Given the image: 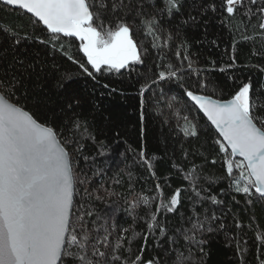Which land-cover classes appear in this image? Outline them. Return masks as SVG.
Masks as SVG:
<instances>
[{
  "label": "snow or ice",
  "instance_id": "1",
  "mask_svg": "<svg viewBox=\"0 0 264 264\" xmlns=\"http://www.w3.org/2000/svg\"><path fill=\"white\" fill-rule=\"evenodd\" d=\"M0 4L30 14L33 28L46 34L42 38L0 29L14 53L8 65L11 72L0 75V264H204L209 234H227L245 227L220 196L235 193L243 198L246 208L257 204L264 207V99L252 94L251 81L242 82L226 101L200 94L214 93L215 88L203 77L210 69L194 68L188 40V31L195 28H203L207 36V28L215 20L229 31L234 26L233 51L239 35L240 40L260 44L262 50L254 47L253 56H264V0H0ZM237 17L240 23L234 25ZM144 37L151 38L148 46L142 42ZM65 38L79 41L78 52L83 53L85 62L67 54L68 49L60 43ZM30 40L66 55L92 80L96 74H130L143 65L146 73L139 90L141 107L154 85L175 82L219 134L214 143L218 145L222 174L206 175L208 157L197 164L196 154L190 160L189 152L184 151L183 162L172 163L169 171L174 169L186 186L166 194L165 187L171 185L167 179L163 184L156 180L153 164L140 151L139 162L156 180L154 194L133 193L131 199L125 198V211L133 224L141 221L144 230L109 223L116 210L104 218L96 204L106 203L119 193L101 182L104 173L83 154L85 141H92L100 145L97 155L103 156V143L89 132L85 100L67 84L70 76L54 77L59 102L43 116L26 110L23 102L35 93L28 81L38 65L15 53ZM210 43L218 46L216 39ZM8 49L0 45L5 54ZM152 50H158L155 57ZM169 54L174 60L157 62ZM148 60L153 68H148ZM230 61L219 71L235 67L234 55ZM212 65L215 68V61ZM253 67L264 72V67ZM46 86V81L38 84L41 92ZM183 120V136L197 137V124L188 116ZM91 159L95 161V157ZM210 163L214 166L218 161L213 158ZM222 181H227V189L213 194L212 187ZM233 200L240 203L235 196ZM141 206L145 214L137 215ZM137 240L141 243L134 250ZM231 242L240 264H244L248 241L242 234L239 239L232 237ZM253 243L259 245L258 264H264V232L257 231Z\"/></svg>",
  "mask_w": 264,
  "mask_h": 264
},
{
  "label": "trees",
  "instance_id": "2",
  "mask_svg": "<svg viewBox=\"0 0 264 264\" xmlns=\"http://www.w3.org/2000/svg\"><path fill=\"white\" fill-rule=\"evenodd\" d=\"M29 17L30 15L25 14L23 10L0 4V29L15 30L21 35L24 33L33 36L40 35L44 38L46 34L34 29ZM239 23L240 17H237L234 25H239ZM252 23H255V20ZM234 34V26L233 31H229V27H222L219 21L215 20L209 24L207 36H205L203 28L188 31V40L191 45L189 54L194 61V68L210 69L203 73V77H207L215 88L214 93L205 91L200 94L227 100L238 90L242 82L251 81L252 94L259 95L261 99H264V72L253 67L254 65L264 67V56L252 55L253 48L260 51L262 50L261 46L252 41L240 40L237 35L236 39L239 42L233 51L231 44ZM212 39L217 40L218 46L210 43ZM73 41L74 38H65L60 43H63L68 49L67 54L85 62L86 58H83V53L78 52L79 41ZM150 41V37H144L142 42L148 46ZM9 43L7 38L0 34V45L8 49ZM157 53L158 50H152L153 57ZM15 54L26 60L35 61L38 65L37 72L33 73L28 81L29 88H34L35 93L31 100L22 101L26 110L43 116L48 109L59 102L57 90L54 88L56 75L67 74L70 76V79L66 81L67 84L85 100L84 115L87 117V127L91 135L103 143L101 150L104 155H97L100 145L94 144L92 141H85L86 146L83 154L89 156L93 167L101 169L104 173L101 182H106V187L110 186L119 193V196L110 198L106 203L98 202L96 208L104 218H107L106 213L115 209L116 216L109 219L108 222H115L117 228L144 230L145 225L139 220L133 224L131 217L125 211L127 207L125 198L131 199L133 193L154 194L156 180L163 184L167 179L171 187H165L166 194L176 187L186 186L182 184L180 177L175 175L174 169L169 171L172 163L183 162L184 151L189 152L190 160L193 159L192 154L195 153L197 164L202 163L203 157H208L209 163L204 165L206 175L220 176L222 174L218 145L214 143L216 139H220L218 133L194 104L181 94V90L175 82H161L159 85H154L152 90L145 94V104L141 107L139 90L145 83L143 76L146 73V68L143 65L137 66L136 70L130 74H96V80H92L83 74L77 65L68 61L66 55L53 52L50 47L41 45L35 40H30L26 45L21 46ZM13 55L14 53L10 49L6 54L4 51H0V75L6 70L11 72L12 69L8 65L11 63ZM233 55L236 58L235 67L229 68L226 72H220L221 67H226L231 62L230 57ZM170 60H174L171 54L164 61L157 62L167 63ZM213 61H215V68L212 65ZM54 64L57 66L55 70L53 69ZM146 64L148 68H153L151 60L146 61ZM40 68H44L45 71H40ZM159 70L154 69V71ZM147 75L151 76L152 72H147ZM192 79L196 80L197 77L193 75ZM44 81L47 82V86L41 92L38 84ZM104 84H109L110 87L105 89ZM111 88H115L116 91L111 92ZM19 95L17 93L18 97ZM172 96L176 97L175 101H172ZM170 103L173 105L172 107H169ZM141 113H143V119H141ZM184 116H188L197 124V137L186 138L183 136L181 127L185 123ZM140 151H143L145 157L153 164L156 180L151 177L147 166L139 162ZM92 157H95L94 162ZM213 158L218 161L214 166L210 163ZM129 173H131V177H129ZM114 179H119L120 184L113 183ZM129 184H132L131 190ZM221 188L227 189V181L214 185L212 193L217 194ZM233 196L240 201L238 205L233 200ZM219 198L226 201V207L233 209L232 215H235L245 227L242 231H229L227 234H209L205 246L204 264H240V259L235 253V244L231 242V238L235 236L239 239L242 234L248 241L244 264H258L256 257L260 255L259 245L258 243L254 244L253 241L257 231L264 232V207L257 204L246 208L243 198L235 193H227ZM136 214L144 215V207L141 206L137 209ZM250 222L252 226L248 227ZM227 223L231 225V219ZM140 243V240L134 242V250ZM241 246L244 247L243 244ZM148 252H151V244Z\"/></svg>",
  "mask_w": 264,
  "mask_h": 264
},
{
  "label": "water",
  "instance_id": "3",
  "mask_svg": "<svg viewBox=\"0 0 264 264\" xmlns=\"http://www.w3.org/2000/svg\"><path fill=\"white\" fill-rule=\"evenodd\" d=\"M13 8V7H12ZM30 15V14H29ZM213 99H216V98H214V97H212ZM231 99V98H230ZM218 100H220V99H218ZM228 100V99H227ZM222 101H226V100H222ZM193 103V102H192ZM202 113V112H201ZM203 114V113H202ZM204 115V114H203ZM205 118H206V116H205ZM207 119V118H206ZM209 123H210V121H209ZM211 124V123H210ZM214 127V126H213ZM215 129V128H214ZM219 135V134H218Z\"/></svg>",
  "mask_w": 264,
  "mask_h": 264
}]
</instances>
